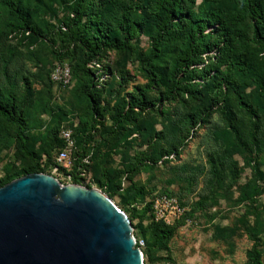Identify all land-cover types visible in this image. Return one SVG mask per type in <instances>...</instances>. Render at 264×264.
Returning a JSON list of instances; mask_svg holds the SVG:
<instances>
[{"label": "trees", "instance_id": "trees-1", "mask_svg": "<svg viewBox=\"0 0 264 264\" xmlns=\"http://www.w3.org/2000/svg\"><path fill=\"white\" fill-rule=\"evenodd\" d=\"M143 35L150 38L147 55L138 44ZM11 36H22L31 45L45 40L57 46L53 50L56 59L65 63L62 66L69 65L71 79L78 81L73 92L83 119L72 132L75 157L73 169L67 174L72 184L81 186L87 168L84 159L96 154L95 139L100 137L109 146H119L121 140L131 137V130L142 134L138 118L160 109V99L147 97L151 91L161 90L169 100L195 102L196 107L188 115L173 121L179 132L205 121V115L219 112L234 130L239 148H260L259 115L240 94L256 84L257 104L264 109V0H0V129L11 132L32 161L28 168L8 173L0 180V187L27 175L45 174L40 163L43 154L48 163L61 169L56 157L65 142L58 135L68 117L76 115L49 108V100L42 107L31 98L29 79L12 68V53L7 46ZM111 52L125 54L131 63H139L148 85L124 94L113 105L103 106L97 86L103 76L116 70L107 67L101 73L93 65ZM232 94L237 95L239 110L252 122L249 143L235 126L229 103ZM42 108L49 109L55 123L41 137L39 152L31 131L36 123H42L37 115ZM169 147V151L160 147L157 157H137L131 173L136 175L148 163L157 165L170 155H178L176 138ZM209 163L214 180H219L221 158L211 157ZM254 169L264 180V173L257 166ZM97 183L111 198L121 190V184H113L108 171L102 172ZM263 192L264 188L258 194ZM141 194L143 191H138L133 202ZM132 205L125 210L132 223L153 212V202L143 211ZM152 221L147 229L139 226L147 243L145 260H152L155 250L168 251L174 236L172 227L176 223ZM258 232H251L254 244L246 264H262Z\"/></svg>", "mask_w": 264, "mask_h": 264}, {"label": "rangeland", "instance_id": "rangeland-1", "mask_svg": "<svg viewBox=\"0 0 264 264\" xmlns=\"http://www.w3.org/2000/svg\"><path fill=\"white\" fill-rule=\"evenodd\" d=\"M118 1L121 3L127 0ZM138 44L141 52L147 55L150 51V38L143 35ZM7 46L12 53V68L28 78L31 84L32 97L29 94L27 97L42 107L49 100V108L55 111L61 109L76 113L63 123L58 138L63 139V131L72 134L83 119L81 105L73 92L78 81L72 78L71 83L63 85L53 79L55 70L65 65L59 63L54 55L53 50L57 46L45 40L31 45L22 36H11ZM93 67L102 70L101 73L107 67L116 70L112 75L103 76L97 86L103 106L113 105L124 94L145 89L148 85L139 63H131L125 54L111 52ZM257 91L256 84H253L240 95L259 115L257 120L260 130L257 136L260 148L250 147L247 151L239 148L234 130L230 129L229 123L219 112L205 115V121L200 120L179 132L173 121L188 115L196 107L195 102L186 103L180 98L169 100L161 90L151 91L147 95L151 100L160 99V109L158 113L138 118L137 124L142 126V134L131 130V137L121 140L119 146L116 143H110L113 145L109 146L100 137L93 141L96 154L84 159L87 168L81 186L108 195L104 192L105 188L97 183L102 172L108 171L113 184H121L120 192L109 197L124 212L130 204L141 211L146 210L148 204L160 197L175 199L185 210V214L172 224L176 223L172 227L174 236L168 245L169 250H155L152 253L153 259L144 258V264H246L247 254L254 244L251 232L257 230L262 241L260 250L264 264V192L258 194L264 188V180L257 177L254 169L257 166L264 173V109L257 104ZM237 101L236 94L230 95L229 103L235 115V126L249 143L248 133L253 130V125L249 117L239 110ZM46 109L42 108L37 114L42 123H36L31 131L37 142L35 150L39 152L42 148L41 137L55 123L49 109ZM174 138L178 155H170L165 158V162L157 165L148 163L136 175L131 173L130 169L137 162V157L140 156L142 160L147 155L155 154L157 157L156 152H160V147L169 151ZM74 149L70 153L71 162L57 171L55 166L47 162V156L40 155L45 174L64 185L72 184V178L67 174L73 169ZM218 156L222 165L220 179L216 182L210 172L209 161L211 157ZM31 163L12 133L0 129V180L8 173L28 168ZM141 190L143 194L133 202V196L136 197V193ZM153 219L154 212H150L142 221L131 222L136 241L143 243L142 252L147 243L139 226L147 229Z\"/></svg>", "mask_w": 264, "mask_h": 264}, {"label": "water", "instance_id": "water-1", "mask_svg": "<svg viewBox=\"0 0 264 264\" xmlns=\"http://www.w3.org/2000/svg\"><path fill=\"white\" fill-rule=\"evenodd\" d=\"M0 264H144V254L108 195L33 174L0 187Z\"/></svg>", "mask_w": 264, "mask_h": 264}, {"label": "built area", "instance_id": "built-area-1", "mask_svg": "<svg viewBox=\"0 0 264 264\" xmlns=\"http://www.w3.org/2000/svg\"><path fill=\"white\" fill-rule=\"evenodd\" d=\"M53 79L62 83L63 85H67L71 83V74L68 67L59 66L54 74ZM62 138L65 142L64 148L58 153L56 158L57 164L59 166L67 167V164L71 162L70 153L74 149V140L71 132L63 131ZM57 171L58 168H55ZM153 212L156 221H162L167 225H172L178 219H180L184 214L185 210L180 204L175 200L168 197H160L153 202ZM139 243V248L143 246L142 242Z\"/></svg>", "mask_w": 264, "mask_h": 264}]
</instances>
